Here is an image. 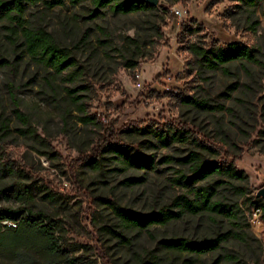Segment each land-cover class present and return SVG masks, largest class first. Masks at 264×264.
<instances>
[{"label":"rangeland","instance_id":"rangeland-1","mask_svg":"<svg viewBox=\"0 0 264 264\" xmlns=\"http://www.w3.org/2000/svg\"><path fill=\"white\" fill-rule=\"evenodd\" d=\"M92 8L91 0H64L26 13L31 27L47 30L76 57L81 69L74 81L68 71L57 74L33 60L23 38L13 44L9 22H0V264H213L224 253L239 259L219 264H264L263 211L253 221V209L264 202L258 196L264 188V0L254 7L244 0H159L149 10H106L90 19ZM234 41L256 60L212 70L189 49ZM74 87H80L79 104L67 92ZM12 94L28 124L17 117ZM80 103L90 122L81 120ZM192 154L213 166L234 164L246 175L214 174L195 184L237 206V222L186 212L166 225L124 226L109 201L146 214L178 210L179 197L194 198L176 180L192 175ZM148 158L151 166H142ZM129 178L142 181L129 184ZM38 211L45 216L33 217ZM228 231L245 239L231 236L205 254L163 245ZM47 239L54 243L48 254Z\"/></svg>","mask_w":264,"mask_h":264},{"label":"trees","instance_id":"trees-1","mask_svg":"<svg viewBox=\"0 0 264 264\" xmlns=\"http://www.w3.org/2000/svg\"><path fill=\"white\" fill-rule=\"evenodd\" d=\"M78 2L79 0H72ZM93 8L89 15L90 19L101 17L105 14L106 10H111L115 13L128 14L131 12L145 11L154 8L153 5L142 0H91ZM261 0H244L249 6H257ZM43 3L47 8H52L57 5L64 4V0H0V22L8 21L7 26L9 35L8 38L13 44H17L20 37L23 38L21 43L24 47V52L27 53L37 63L44 65L57 74H62L68 71V78L74 81L79 77L81 67L78 64L76 57L65 47L60 46L54 36L45 29L34 28L28 24L26 19L27 9L32 5H38ZM190 51L198 57L200 63L208 69H225L223 66L235 60L246 59L254 61L255 54L245 44L234 41L228 43L226 47H211L206 48L200 46L197 43H192L189 46ZM80 87L68 88L67 92L71 96L72 100L79 104L81 97L77 94ZM16 104V115L24 123L28 124V116L19 110V102L16 95L12 94ZM185 102L202 107L212 108L207 102L193 97H185ZM81 110L84 112V116L81 118L84 122H90L92 116L86 113L84 103H80ZM2 127L7 128L6 123H2ZM156 136L166 144L167 138L162 134L156 132ZM174 140H180L181 137H172ZM118 157L127 162L128 165L136 164L132 159L128 160V156L118 148L113 149ZM193 160L192 175L187 176L181 174L177 178L178 183H184L192 188L194 192V198L190 199L185 196L179 197L175 204L179 207L178 210L171 208H163L158 211L141 214L135 210L121 207L116 202L109 201V204L121 221V223L129 228L145 229L155 224L166 225L171 220H177L183 217L186 212L192 214H200L203 212L213 213L216 215H222L231 221L237 222L240 209L232 204L225 203L223 201L215 200V190L210 187H195V184L202 179H205L211 175H226L231 178L244 179L245 174L239 170L234 164H224L220 166H213L212 164L203 162L197 158L196 155H191ZM152 158H148L143 161L142 166H151ZM142 179L129 178L127 182L129 184H135L141 182ZM243 194L245 191L242 192ZM249 200V199H248ZM261 208L264 216V202L261 204ZM33 217L45 216L42 212H32ZM4 218V217H2ZM25 225V224H23ZM28 225V224H26ZM31 226V225H29ZM32 227V226H31ZM122 236V234H120ZM234 236L240 239H245L244 235L237 232L228 231L218 236L205 240H191L185 237H178L163 242L164 247L178 251L189 252L195 254H205L208 252H214L218 250L222 242L226 241L229 237ZM45 242V251L51 253L54 243L47 239ZM48 244V245H47ZM43 249V246L41 247ZM238 261L239 257L235 254L224 253L220 255L213 264H219L221 259ZM49 264H57L55 260H48Z\"/></svg>","mask_w":264,"mask_h":264},{"label":"built area","instance_id":"built-area-1","mask_svg":"<svg viewBox=\"0 0 264 264\" xmlns=\"http://www.w3.org/2000/svg\"><path fill=\"white\" fill-rule=\"evenodd\" d=\"M176 13L177 14H181V11L180 10H176ZM261 215H262V208L260 206L259 207H255L253 209V221L259 223Z\"/></svg>","mask_w":264,"mask_h":264},{"label":"water","instance_id":"water-1","mask_svg":"<svg viewBox=\"0 0 264 264\" xmlns=\"http://www.w3.org/2000/svg\"><path fill=\"white\" fill-rule=\"evenodd\" d=\"M142 1H145L147 3H149L150 5H153V6H156L158 4V1L159 0H142ZM258 196H264V188H262L260 190V192L258 193Z\"/></svg>","mask_w":264,"mask_h":264}]
</instances>
